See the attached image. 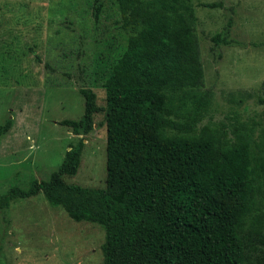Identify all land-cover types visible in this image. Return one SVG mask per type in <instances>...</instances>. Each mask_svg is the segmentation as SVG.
Returning a JSON list of instances; mask_svg holds the SVG:
<instances>
[{
  "label": "trees",
  "instance_id": "1",
  "mask_svg": "<svg viewBox=\"0 0 264 264\" xmlns=\"http://www.w3.org/2000/svg\"><path fill=\"white\" fill-rule=\"evenodd\" d=\"M118 3L136 33L104 83L105 104L99 107L96 92L81 86L83 116L60 121L75 134H88L94 114L104 112L109 187L64 179L81 165L85 143L75 137L48 179L0 194V215L12 200L42 192L72 219L107 225L103 264H264V225L244 228L255 187L264 193V180L257 183L264 158L251 155L249 132L241 131L227 148H218L213 131L200 137L166 133L192 125L168 116L170 101L191 99L196 119L211 97V89L200 90L204 67L194 6L189 0ZM103 5L93 2L96 22ZM204 5L224 7V1ZM230 26L231 20L212 36L213 50L232 43ZM258 103L264 105V81ZM10 124L0 125V137Z\"/></svg>",
  "mask_w": 264,
  "mask_h": 264
},
{
  "label": "rangeland",
  "instance_id": "2",
  "mask_svg": "<svg viewBox=\"0 0 264 264\" xmlns=\"http://www.w3.org/2000/svg\"><path fill=\"white\" fill-rule=\"evenodd\" d=\"M189 1L196 10L204 67L200 90L212 92L196 119L191 99L170 101L168 116L192 125L166 133L200 137L213 131L218 148H227L247 130L251 155L261 161L264 105L258 98L264 81V0H223L224 7L216 8L204 5L216 0ZM93 2L0 0V125L11 120L0 137V194L48 179L75 137L85 143L81 165L64 179L109 187L104 112L94 114L88 134H75L60 124L83 116L81 86L92 88L97 105L104 106V83L136 33L123 19L118 0H104L98 22ZM230 20L232 43L213 50L212 36ZM257 177V183L263 182L261 171ZM253 225H264V193L258 187L252 211L244 218V228ZM106 241V224L76 221L42 192L12 200L0 215V264H103L101 247Z\"/></svg>",
  "mask_w": 264,
  "mask_h": 264
},
{
  "label": "bare ground",
  "instance_id": "3",
  "mask_svg": "<svg viewBox=\"0 0 264 264\" xmlns=\"http://www.w3.org/2000/svg\"><path fill=\"white\" fill-rule=\"evenodd\" d=\"M38 89V88H37Z\"/></svg>",
  "mask_w": 264,
  "mask_h": 264
}]
</instances>
